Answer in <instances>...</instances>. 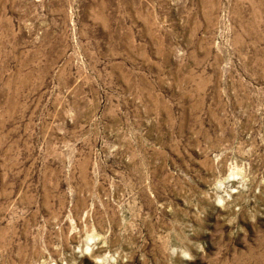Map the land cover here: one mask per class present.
<instances>
[{"label": "rangeland", "instance_id": "1", "mask_svg": "<svg viewBox=\"0 0 264 264\" xmlns=\"http://www.w3.org/2000/svg\"><path fill=\"white\" fill-rule=\"evenodd\" d=\"M105 255L264 264V0H0V264Z\"/></svg>", "mask_w": 264, "mask_h": 264}, {"label": "clouds", "instance_id": "2", "mask_svg": "<svg viewBox=\"0 0 264 264\" xmlns=\"http://www.w3.org/2000/svg\"><path fill=\"white\" fill-rule=\"evenodd\" d=\"M219 203H220V201L218 200L217 204H219ZM95 239H98V237H95ZM89 244H92V241H89ZM84 251L87 254L91 251V249L86 246ZM171 251L175 252L176 249L173 248V249H171ZM180 255H181L182 259L191 260V253L187 250L180 249ZM112 259H113V255H105L104 257L97 258V264H108L109 260H112ZM40 264H50V262L42 259L40 261Z\"/></svg>", "mask_w": 264, "mask_h": 264}]
</instances>
